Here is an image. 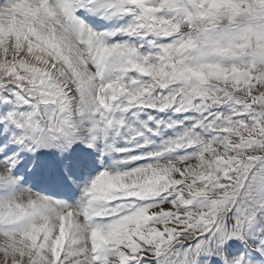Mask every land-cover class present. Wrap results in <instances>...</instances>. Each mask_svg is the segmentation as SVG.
Listing matches in <instances>:
<instances>
[{"label":"snow or ice","instance_id":"6c2138e0","mask_svg":"<svg viewBox=\"0 0 264 264\" xmlns=\"http://www.w3.org/2000/svg\"><path fill=\"white\" fill-rule=\"evenodd\" d=\"M0 264H264V0H0Z\"/></svg>","mask_w":264,"mask_h":264}]
</instances>
